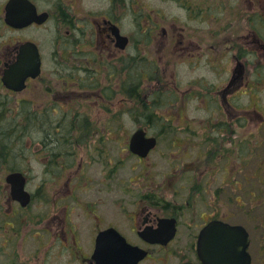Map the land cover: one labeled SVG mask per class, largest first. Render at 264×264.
Instances as JSON below:
<instances>
[{
	"label": "flooded vegetation",
	"instance_id": "1",
	"mask_svg": "<svg viewBox=\"0 0 264 264\" xmlns=\"http://www.w3.org/2000/svg\"><path fill=\"white\" fill-rule=\"evenodd\" d=\"M154 57L161 67L142 71ZM178 63L211 76L181 84ZM263 72L264 0H0V122L14 108L34 122L33 153L51 175L12 171L26 177L22 206L0 141V264H234L223 248L232 228L247 242L236 263L264 264V106L249 95ZM170 102L201 114L183 106L170 113L180 129L167 118L160 133L137 128L157 145L146 158L128 152L139 177L122 193L119 147L110 157L103 137L119 145L123 103ZM161 135L167 165L156 176Z\"/></svg>",
	"mask_w": 264,
	"mask_h": 264
},
{
	"label": "rangeland",
	"instance_id": "2",
	"mask_svg": "<svg viewBox=\"0 0 264 264\" xmlns=\"http://www.w3.org/2000/svg\"><path fill=\"white\" fill-rule=\"evenodd\" d=\"M139 31L141 25L138 26ZM125 29L129 30V24L125 23ZM139 33V32H138ZM149 57V56H148ZM155 60H159L158 57H154ZM153 63H148L147 64L149 66H146L141 68L142 71L146 72L147 71H154L156 70L159 66L161 67L162 62L159 60L157 63L154 62ZM185 65H183L182 63H178V68H177V72L180 73V80H178L181 84L183 83H187L189 80H193V78H195L197 75L199 76H206L209 78V76H211L210 72L208 73L203 67L196 69L194 71H197L198 73H192V72H188L187 71V66L189 65L188 63H184ZM160 71H162L160 69ZM141 73V71H139ZM261 75L263 76L261 84L258 86L259 88L257 89V87H255L254 89H251V92L249 93L250 96H258L261 98L260 102L263 104L264 106V72L261 73ZM124 76V75H123ZM254 77H258V75H255V73L253 72L252 68L250 70V79L253 80ZM182 86V85H181ZM187 86L186 85H183ZM143 87L144 90H147L148 88H155V81H151V80H147L143 83ZM123 95V94H122ZM122 97V96H121ZM123 98V97H122ZM172 104H174V106H170L169 103H167L165 106L163 105L162 107L159 104H156V108L155 110H145L143 111L144 113H157L158 115L152 117V120H147L145 116L142 115H135L133 113V104H129V103H123L122 104V119L120 121H118L116 123L117 127L120 128V136L118 137L119 139V145L116 142L117 136L115 135H106L103 137L104 139V145L103 148L106 151V153L108 155H110V157H115V155L118 152V147L120 150V155H121V165H120V173H119V178L122 182V193H124V189L125 187H127V189L130 188V186H127V180L128 178H133L139 177V168L136 167V162H135V158H133L132 156L129 155L128 153V149H127V144H128V140L130 138V135L139 127H143L145 126L151 133L156 134V133H160V130L162 129H166L167 127H164L165 124L167 123L165 118L168 119L169 124L171 125V128H182L183 127V121L181 119H178L177 115L173 116L170 115L171 112L174 111H179L181 110V108H185V112L187 115L191 116L194 113L196 114H201L199 113V111L197 110H193V104L191 103H186L185 105H178V103H173L170 102ZM11 106V105H10ZM133 106V107H132ZM12 107V106H11ZM148 108H150V106H147ZM173 108H176L174 110H172ZM18 110L17 108L13 109V113H17ZM96 112V110L94 111ZM180 112V111H179ZM178 112V113H179ZM141 113V112H140ZM15 114H10V118H8V120H5V124L3 122H0V131L2 130V128L5 126V130L9 129L10 123H18L21 127L19 130H22V132H26L25 136L21 137L22 132L17 131L18 133L14 132L11 139H12V144L8 143V165H12L16 170H19L21 168V171H25L27 173L28 176L30 177H39V176H51L49 174L45 173V170L43 168L42 165L39 164V162H37L35 154L33 153V145L34 143L36 144V142L40 139L41 136H39L37 134V132L35 130H33L34 125L32 126L31 129H29V127L31 126L30 123H28V126H26V129L23 128V126L25 125L24 120H16V118H13L15 116ZM164 114V118H161L160 120H158L157 118H160V115ZM13 118V119H12ZM104 121H102L103 123ZM188 122V121H187ZM4 125V126H3ZM99 126V124H97ZM101 125V124H100ZM206 128V127H203ZM208 128V127H207ZM37 130V129H36ZM18 134V135H17ZM162 136V135H161ZM168 139L169 136L164 137L162 136L161 139L159 140V148L157 146L156 150L151 153L149 160H153L154 162V166H153V172L157 175L161 174L163 169L165 168V166L167 165V162L161 158V155L165 152L166 153V149H165V145L168 144ZM30 145V146H29ZM17 146H21V148L17 147ZM22 151L21 155L18 154V152ZM80 153V152H79ZM26 156V157H25ZM149 162H147L146 164L144 163V165H148ZM5 165V166H8ZM149 166V165H148ZM89 169V168H88ZM91 171L96 172L97 169L95 168H90ZM10 170L7 169L5 167V177L9 174ZM161 179H159L160 182ZM138 183H140V181H138ZM34 185L33 182H30V187H32ZM34 187V186H33ZM32 187V190H33ZM141 189H138V187L132 191V193H141ZM256 202V201H254Z\"/></svg>",
	"mask_w": 264,
	"mask_h": 264
},
{
	"label": "water",
	"instance_id": "3",
	"mask_svg": "<svg viewBox=\"0 0 264 264\" xmlns=\"http://www.w3.org/2000/svg\"><path fill=\"white\" fill-rule=\"evenodd\" d=\"M11 24L15 27H23V24L19 22V20H11ZM20 78V77H19ZM6 81V80H5ZM11 82H13L15 85L21 83L20 79L19 81L17 79L12 80L10 79ZM13 89L15 90H20L22 86L17 85V86H12ZM156 140L153 137L146 138L145 133L141 130L135 132L129 141V150L135 154L138 155L139 157L145 158L149 151L155 147ZM6 182L11 186V194L14 197L15 200L19 201L22 206H26L30 200V194L25 190V177L21 173H11L6 177ZM220 232V231H218ZM236 229H227L223 233H226L227 235L229 234H234V236L230 239L227 240V243L223 246V248H232L234 251L233 258H234V264H237V260L240 256V251L246 248L247 242L241 243L237 241L235 233ZM110 232H103L100 233V235L97 238L96 241V253H100L99 251L101 250L100 248V243L104 239V237ZM228 244V245H227Z\"/></svg>",
	"mask_w": 264,
	"mask_h": 264
},
{
	"label": "trees",
	"instance_id": "4",
	"mask_svg": "<svg viewBox=\"0 0 264 264\" xmlns=\"http://www.w3.org/2000/svg\"><path fill=\"white\" fill-rule=\"evenodd\" d=\"M141 107L142 108L139 107L140 108L139 110L138 109H136V110L133 109V112H135L137 110H138L137 112H143L145 110H150V108H148L147 105L141 106ZM28 123L31 124V126L29 127V129L32 128L34 122L33 121H27L26 120L25 125L23 126L24 129H26V126H28ZM20 127L21 126L18 123H10L9 129L8 130H5V135H3V133L0 131V141L1 142L5 141V155H6V150H8V147H9L8 146V143H11L12 144L11 137H12L13 133L14 132L18 133L17 131L22 132V130H19ZM25 133L26 132H22L21 137L25 136ZM5 165H7V164H5ZM5 167L7 169H9L10 171H15L16 170L12 165H8V166H5Z\"/></svg>",
	"mask_w": 264,
	"mask_h": 264
}]
</instances>
